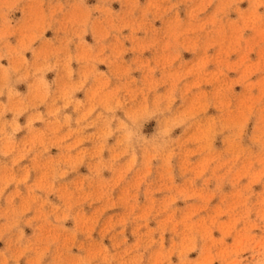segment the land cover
<instances>
[{"label": "rangeland", "instance_id": "rangeland-1", "mask_svg": "<svg viewBox=\"0 0 264 264\" xmlns=\"http://www.w3.org/2000/svg\"><path fill=\"white\" fill-rule=\"evenodd\" d=\"M0 264H264V0H0Z\"/></svg>", "mask_w": 264, "mask_h": 264}]
</instances>
